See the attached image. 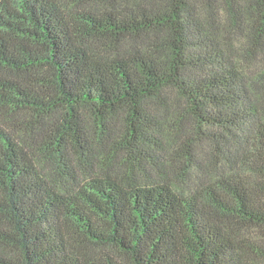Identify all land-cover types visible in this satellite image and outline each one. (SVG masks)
I'll list each match as a JSON object with an SVG mask.
<instances>
[{
  "label": "trees",
  "instance_id": "obj_1",
  "mask_svg": "<svg viewBox=\"0 0 264 264\" xmlns=\"http://www.w3.org/2000/svg\"><path fill=\"white\" fill-rule=\"evenodd\" d=\"M0 264H264V0H0Z\"/></svg>",
  "mask_w": 264,
  "mask_h": 264
},
{
  "label": "rangeland",
  "instance_id": "obj_2",
  "mask_svg": "<svg viewBox=\"0 0 264 264\" xmlns=\"http://www.w3.org/2000/svg\"><path fill=\"white\" fill-rule=\"evenodd\" d=\"M201 150H202V152H201L202 156L204 157L205 152H207V148L206 147H202Z\"/></svg>",
  "mask_w": 264,
  "mask_h": 264
}]
</instances>
